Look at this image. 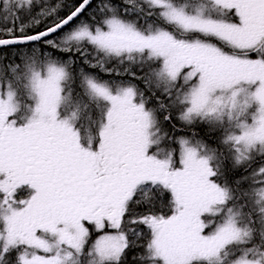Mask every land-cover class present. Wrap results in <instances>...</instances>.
Here are the masks:
<instances>
[{"label": "snow or ice", "instance_id": "6c2138e0", "mask_svg": "<svg viewBox=\"0 0 264 264\" xmlns=\"http://www.w3.org/2000/svg\"><path fill=\"white\" fill-rule=\"evenodd\" d=\"M0 264H264V0H0Z\"/></svg>", "mask_w": 264, "mask_h": 264}, {"label": "trees", "instance_id": "16d2710c", "mask_svg": "<svg viewBox=\"0 0 264 264\" xmlns=\"http://www.w3.org/2000/svg\"><path fill=\"white\" fill-rule=\"evenodd\" d=\"M53 2H55V0H53ZM68 3H71V0H67ZM92 239H93V236H92Z\"/></svg>", "mask_w": 264, "mask_h": 264}, {"label": "rangeland", "instance_id": "374dc122", "mask_svg": "<svg viewBox=\"0 0 264 264\" xmlns=\"http://www.w3.org/2000/svg\"><path fill=\"white\" fill-rule=\"evenodd\" d=\"M21 198H23V194H22V197ZM96 237H95V235H93V240L95 239Z\"/></svg>", "mask_w": 264, "mask_h": 264}]
</instances>
